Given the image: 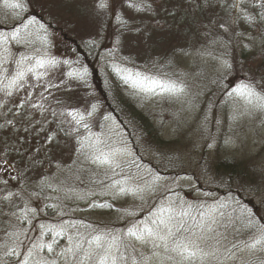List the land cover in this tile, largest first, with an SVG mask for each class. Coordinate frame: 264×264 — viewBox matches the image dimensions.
<instances>
[{"label": "rangeland", "instance_id": "374dc122", "mask_svg": "<svg viewBox=\"0 0 264 264\" xmlns=\"http://www.w3.org/2000/svg\"><path fill=\"white\" fill-rule=\"evenodd\" d=\"M19 2L23 8L12 9L0 0V31L7 34L16 24L31 43L9 44L8 52L0 47V61L13 65V56L18 60L21 55L39 53L41 58L61 63L39 80L30 77L27 84L32 86L14 91L10 97L0 91V181H8L7 186L0 183V197L5 189L20 192L22 199L14 197L16 205L27 201L38 213L24 224L10 215L0 216V264H12L13 257L4 253L16 246L15 236L10 234L20 229L24 230L20 237L24 245L29 243L27 237H36L40 224L59 230L61 221H71L84 237L93 229L120 231L131 219L127 212H135L143 220L147 212L142 207H159L168 200L186 202L187 211L197 219L199 212L226 204L220 211L236 220L237 227L248 213L257 228L264 225V112L254 107L255 98L248 104L239 93L227 94L249 81L264 82V23L233 25L232 18L240 15L238 9L228 6L233 0H226L225 7H216L211 14L204 0H153L152 9L141 13L122 0L114 4L105 0L110 4L108 10L98 7L101 0ZM245 6L256 15L249 0H243L241 7ZM128 18L141 33L120 35L122 21ZM21 19L27 28L17 23ZM221 22L227 32L218 27ZM64 60L70 64H63ZM224 60L232 65L231 70L224 69ZM84 69L83 79L73 80L70 88L44 90L49 83H60L61 72L67 81L69 70L83 73ZM144 76L174 81L185 91L181 95H146L139 90ZM58 97L62 100L58 113L75 107L85 115L90 132L68 122L62 125L64 131H58L61 125L52 122L50 113H45L49 121L45 123L40 110L30 106ZM21 101L27 103L18 107ZM132 111L141 113L148 125L141 123L137 113L130 116ZM55 119L71 120L65 116ZM73 127H78L79 138L66 135ZM155 131L162 141L151 139ZM52 132L55 140L46 142V134ZM90 134L97 152L126 147L119 168L113 171L93 163V150L77 151L80 140L87 143ZM218 156L229 158L234 169L216 167ZM114 181L126 188L138 185L143 192L113 200L115 189L109 186ZM149 186L155 190L150 191ZM93 202L105 207L90 208ZM108 203L114 207L109 209ZM48 204L60 205L63 214H58L60 207L54 211ZM66 237L67 233L59 238L57 251L67 245ZM45 239L51 240V235ZM247 239L245 231H229L233 242ZM134 245L151 257L150 264H174L162 259L163 249L153 255L148 246ZM18 250L23 251V246ZM44 255L52 258L55 253ZM262 262L264 255L244 249L237 250L235 260L227 264Z\"/></svg>", "mask_w": 264, "mask_h": 264}, {"label": "snow or ice", "instance_id": "6c2138e0", "mask_svg": "<svg viewBox=\"0 0 264 264\" xmlns=\"http://www.w3.org/2000/svg\"><path fill=\"white\" fill-rule=\"evenodd\" d=\"M242 2L243 0H233L228 5L231 8L238 9L240 12V15L232 18L231 23L233 25L241 21L249 25H254L257 22L264 23V0H254V2L253 0H249L252 10L256 11L255 16L249 13L247 6L241 7ZM3 3L6 8H23L19 0H13L11 3H9V0H3ZM112 3L114 4L115 0H112ZM122 3L128 8L134 9L137 13L148 12L152 9L151 0H122ZM204 3L211 14L216 7H225L226 0H204ZM197 6L200 7L201 5L198 3ZM98 7L108 10L110 4L105 2V0H101ZM112 14L115 15L114 7H112ZM31 22H35V17H32ZM210 22L215 24L214 20ZM17 23L23 25L25 28L28 27L22 19ZM0 27H3L2 23H0ZM10 27L12 30L7 34L0 31V47H4L5 52L9 51L6 47L9 44L28 45L31 43L28 36H21L20 28L16 24ZM218 27L225 28V24L221 22ZM227 31V28H225V32ZM125 33L139 34L141 33V29L134 26L131 18H128L122 21L121 25L120 35L123 36ZM233 34H235L234 28ZM229 39H231V36ZM118 46L122 47L123 44H119ZM123 59H127V57ZM13 61V65H5L4 62L0 61V85H3L0 87V91L9 97L13 95L14 91L18 92L20 89L26 88V86H32L27 84L30 77L35 76L39 80L49 75L52 69L61 63V61L55 59L41 58L39 53L35 57L21 55L18 60L13 56ZM26 63L27 67H25ZM62 63L70 64L68 60H64ZM222 66L226 70L232 69V65L227 60L223 61ZM120 70L119 68L115 69L117 72ZM86 71L84 69L83 73H81L69 70L66 73L67 81L63 78L65 73L61 72L60 83L56 85L49 83L44 90L47 92L52 87L60 90L62 86L70 88L71 82L73 80H82ZM131 78L132 74H129L128 79ZM5 81L7 83H4ZM262 81H264V78H262ZM144 82H147V86H145ZM139 90L149 96L165 93L181 95L184 93L185 88L177 87L174 81L165 83L144 76L139 84ZM237 93L248 104H251L253 98H255L258 103L254 107L260 112H264V82L249 81L241 85L240 88L227 92L230 96ZM25 103L27 101H21L18 107H23ZM57 103L60 102L58 101ZM30 106L33 109L40 110L42 116L50 112L54 118L52 122L61 125L58 131H64L62 125L68 122L75 126L83 127L86 131L90 132V126L86 122L85 115L75 107H72L71 110L57 113L53 109H46L41 104H32ZM91 115L92 113L88 112V116ZM58 116L70 117L71 120L57 121L55 118ZM44 122L49 123L47 116H45ZM8 123L11 124V121ZM78 127H73L69 132H66V135L75 134L79 138L81 134L78 131ZM86 139L87 143L83 139L80 140L77 151L83 153L86 150H93V163L101 166L106 165L113 171L120 167L121 157L127 153L126 147L111 148L108 152H97L95 146L91 143L92 134ZM54 140L55 132L46 134V142L51 143ZM37 151H40V149H37ZM5 163L11 166V161L5 160ZM11 178L16 179L17 177L13 176ZM128 179L131 178L129 177ZM0 183L5 186L8 185L7 180L0 181ZM48 186L51 187L50 184ZM109 187L115 189V192L112 194L113 200L129 193L137 196L143 192V189L138 185L134 189L126 188L119 181H114ZM149 190L154 191L155 189L149 186ZM5 191L6 194L0 197V216L10 215L11 217H15L21 224L30 223L31 219H35L38 215L37 210L29 207L27 201L24 202L23 206L16 205L14 197L22 199L20 192H11L6 189ZM165 191L169 190L165 189ZM33 195L38 197L39 194L33 193ZM90 195L95 194L92 193ZM139 198L144 203H147L142 195ZM226 206V204H220L217 208L207 213L201 211L199 212V219H197L196 217H192L191 213L187 211V208L190 206L186 202L177 203L176 201L168 200L167 203L161 204L159 207L155 205L147 209L142 207L141 211L147 212L143 220H139L135 212H127L126 215L131 217V219L127 221L125 227L120 231L93 229L87 237H84L80 233L78 225L71 221H61L59 230H54L51 227L46 228L45 225L40 224L38 227L33 226L36 227L37 235L34 238L27 237L29 240L28 245H24L23 240L20 238L24 234L23 229L10 234L11 236H15L13 243L16 246L8 248L4 255L13 257L12 264H59L60 260H63L65 264H69V261H71V264H150L151 257L138 252L134 242L148 246L153 255H159L160 250L163 249L162 259L173 261L174 264H192L194 260H198L199 264H227L228 260H235L237 250L243 251L244 249L252 253L264 255V225L257 228L251 218L252 214L248 213L241 220V227H237L236 220L227 217L224 212L220 211V209ZM5 207L9 209L8 213H5ZM46 207L52 208L54 211L60 207L61 210L58 214H63V208L58 204H48ZM89 207L104 208L105 204L93 202L89 204ZM107 207L111 209L114 205L108 203ZM217 215H219L220 219L217 218ZM189 221H192V223H189ZM81 223L83 222L81 221ZM221 229L223 230L221 231ZM29 230L32 229L30 228ZM230 230L236 233L245 231L248 234V239L233 242V240H229ZM66 233L68 243L57 251L59 238L65 237ZM49 235H51V240H46L45 237ZM21 246H23V251L18 250ZM45 252L47 254L55 253V256L49 258V255H44Z\"/></svg>", "mask_w": 264, "mask_h": 264}, {"label": "trees", "instance_id": "16d2710c", "mask_svg": "<svg viewBox=\"0 0 264 264\" xmlns=\"http://www.w3.org/2000/svg\"><path fill=\"white\" fill-rule=\"evenodd\" d=\"M151 1H153V0H151ZM154 1L155 2H158L159 0L158 1L157 0H154ZM169 1H171V0H169ZM58 101L60 103H57ZM43 105H44V107L46 109H53V110L57 111V113H58L59 110L61 111L62 100H60V98L58 97L57 99H54V101H52V100L45 101V103ZM62 111H63V109H62ZM131 113L132 114L130 116H132V117L134 116V114L137 113L138 118L141 119V121H142L141 123L143 125H148V122L146 120H144L143 118H141V113H139V112H136L135 113L134 111H132ZM55 128H57V125L55 126ZM159 137L160 136H159V134L156 131L154 133H151V139L154 140V142L155 141H158V140L159 141H162V140L159 139ZM217 158L219 160L216 162L217 163L216 164V167L225 168V170L228 169V168L229 169H234L233 162L229 161V158H227V157H220L219 158V156Z\"/></svg>", "mask_w": 264, "mask_h": 264}]
</instances>
